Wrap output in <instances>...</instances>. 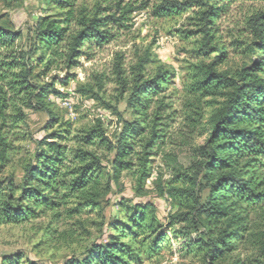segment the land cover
<instances>
[{
	"label": "rangeland",
	"instance_id": "374dc122",
	"mask_svg": "<svg viewBox=\"0 0 264 264\" xmlns=\"http://www.w3.org/2000/svg\"><path fill=\"white\" fill-rule=\"evenodd\" d=\"M191 1L125 0L124 4L133 10L128 15V29L118 31L110 44L89 50V56L82 57L70 69L63 66L61 70L47 73L43 65L33 63L31 83L34 87L53 84L64 96L46 99L45 109H39L35 102V109L27 108L25 98L11 88L10 82L15 80L12 73L7 80L0 81L3 88L0 92L5 91L0 98L8 99L4 116L0 113V138L3 137L8 146L6 161L0 164V184L13 183L18 199L27 169L37 164L39 142L55 133L73 140L94 132L98 137L104 134L109 143L116 145L125 124L133 125L142 118L139 108L129 105L135 82L140 78L153 79L158 74L168 78L158 99L171 105L166 116L172 115L171 120H174L171 129L174 137L181 132L187 133L185 126L194 111L204 117L203 125H197L198 136L191 146L167 148L189 168L195 151L205 142L209 118L224 101L220 94L204 96V91L196 88L202 78V68L219 54L213 52L204 56L205 40L202 35L194 34L198 31L202 12L190 7ZM169 2L181 5L182 10L156 13ZM97 3L100 0H80L77 6L91 12ZM104 5L109 6V3ZM261 12H264V0H238L224 11L214 26L218 33L214 46L222 48L226 56L215 66L216 71L234 77L239 69L256 58V54L249 51L253 42L249 22ZM61 16L62 11L49 0H0V23L22 33L24 49L35 47L36 25L40 18L59 20ZM38 53V57L45 55L42 51ZM5 55L6 52H2L0 58ZM118 65L123 71L122 78L116 73ZM122 81H127L128 87ZM197 99L200 104L192 108ZM172 112L175 114H170ZM152 113L153 109L148 111V115ZM67 143L74 149L80 142ZM138 145L136 151L141 154ZM88 149L101 157L103 173L107 175L101 186L99 206L89 208L71 198L68 204L54 211L37 210L34 218L19 224H2L0 264H66L72 259L81 260L94 243H104L108 230L132 248V264H264V203L237 212L245 219L243 223L233 225L226 220L209 225L195 213V203L198 200L205 203L209 190L200 192L190 183L180 181L162 165L160 158H151V177L142 185L138 182L139 174H133L136 168L132 173L124 172L119 182H112L107 190L105 182L108 173L113 171L115 153L107 144ZM256 180L264 183V170L257 173ZM121 202L131 206L137 202L154 205L155 210L149 214L148 226L141 236L132 237L128 230L125 238L120 236L122 232L119 231L129 228L127 211L119 204ZM242 226L245 229L241 232L243 239L236 247L212 260L208 247L203 244L216 241L220 233ZM152 229L155 234L151 233Z\"/></svg>",
	"mask_w": 264,
	"mask_h": 264
},
{
	"label": "trees",
	"instance_id": "16d2710c",
	"mask_svg": "<svg viewBox=\"0 0 264 264\" xmlns=\"http://www.w3.org/2000/svg\"><path fill=\"white\" fill-rule=\"evenodd\" d=\"M79 1L49 0L62 11L61 19L40 18L36 25L37 45L29 49L22 47L20 31L0 23V55L2 52L7 54L0 58V81L7 80L12 73L15 80L10 82L13 84L11 88L16 90L18 96L25 98L27 108L35 109L34 106L38 105L39 109H45L46 99L64 97L54 89L53 84L38 89L34 87L31 83L33 63L43 65L47 73L64 67L70 69L82 57H88L89 50L110 44L118 31L128 29V15L133 10L124 4L125 0H100L91 12L78 7ZM237 1L193 0L189 3L190 7L199 8L202 12L198 31L194 34L202 35L205 40L204 56L213 52L219 54L212 63L202 68V78L196 88L204 91V96L220 94L224 99L221 107L209 118L205 142L195 151V159L189 168H185L178 156L168 152L167 148L191 146L198 136L197 125H203L202 113L194 111L190 114V121L185 126L187 133L180 131L181 134L174 137L171 131L174 120H171L172 115L166 116L171 105L158 99L167 84V76L158 74L149 80L140 78L132 89L129 105L139 108L142 118L133 125L125 124L116 145L109 143L104 134L98 137L94 132L83 139H73L80 142L74 149L67 143L73 140L59 133L39 142L37 164L27 169L18 199V190L13 183L5 187L0 184V226L19 224L34 218L37 210L54 211L68 204L67 200L71 198L96 209L107 175L103 173L101 157L88 147L106 144L115 153L113 171L108 173L109 178L105 182L107 190H110L112 182H119L124 172L132 173L136 168L138 170L133 174H139L138 182L142 185L151 177V158H160L162 165L180 181L190 183L200 192L209 190L205 203L201 204L200 200L195 203L196 217L209 225L226 220L233 225L243 223L245 219L237 212L261 206L264 203V183L257 182L256 175L264 170V12L254 15L249 22L253 36L249 51L256 54V58L239 69L234 77L215 69L226 53L214 46L218 35L214 26L221 20L224 11ZM108 3L109 6L104 7ZM221 3L224 5L220 6ZM180 6L169 2L166 8H159L156 13L162 15L182 10ZM39 51L45 55L38 57ZM116 69L117 75L122 78V68L118 65ZM122 82L127 85V81ZM200 99L194 103L196 105L192 104V108L198 107ZM7 108V97H1L0 113L3 116ZM151 109L153 113L150 116L148 111ZM137 145L142 149L141 154L136 151ZM7 151L6 140L1 137L2 165L6 161ZM119 204L127 211L129 226L125 231H119L122 232L120 236L125 238L127 230L132 237L141 236L148 226L149 214L155 210L154 205L144 202L132 206L126 202ZM115 230H119L118 227ZM244 230L242 226L238 230L223 232L216 241L204 243L212 260L233 250L243 239L241 232ZM106 232L104 243H94L83 259H72L66 264H132V248L114 237L110 230ZM151 233L155 234L156 231Z\"/></svg>",
	"mask_w": 264,
	"mask_h": 264
}]
</instances>
